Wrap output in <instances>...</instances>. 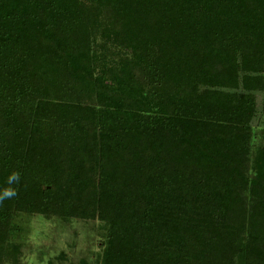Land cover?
<instances>
[{
    "label": "trees",
    "instance_id": "16d2710c",
    "mask_svg": "<svg viewBox=\"0 0 264 264\" xmlns=\"http://www.w3.org/2000/svg\"><path fill=\"white\" fill-rule=\"evenodd\" d=\"M34 214L103 223L96 264H264V0H0V264Z\"/></svg>",
    "mask_w": 264,
    "mask_h": 264
},
{
    "label": "rangeland",
    "instance_id": "374dc122",
    "mask_svg": "<svg viewBox=\"0 0 264 264\" xmlns=\"http://www.w3.org/2000/svg\"><path fill=\"white\" fill-rule=\"evenodd\" d=\"M256 98L259 107L261 93ZM17 223L18 264H96L105 237L103 223L96 219L34 214L20 215Z\"/></svg>",
    "mask_w": 264,
    "mask_h": 264
}]
</instances>
